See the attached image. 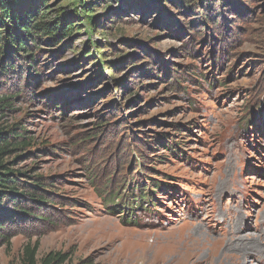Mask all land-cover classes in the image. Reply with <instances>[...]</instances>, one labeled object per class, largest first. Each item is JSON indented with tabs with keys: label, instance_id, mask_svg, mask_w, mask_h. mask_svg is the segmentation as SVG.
I'll return each instance as SVG.
<instances>
[{
	"label": "rangeland",
	"instance_id": "1",
	"mask_svg": "<svg viewBox=\"0 0 264 264\" xmlns=\"http://www.w3.org/2000/svg\"><path fill=\"white\" fill-rule=\"evenodd\" d=\"M140 1L40 3L47 20L72 27L58 45H41L53 53L44 52L37 61L46 66L31 86L45 93L29 101L15 98L0 125L22 124L32 147L9 158L13 168L25 173L23 180L53 179L50 190L62 202L46 210L48 221L30 228L20 217L10 221L16 233L0 244V264H20L24 246L34 242L38 260L60 252L67 256L62 264H264V0H244L247 11L241 15L229 9L236 22L248 20L228 28L227 43L211 40L204 28L176 36L179 21L170 24L159 16L161 8L173 12L175 4H134ZM83 11L93 19L94 31ZM147 53L164 63L155 77L139 74ZM186 65L188 75L204 78L184 77L170 89L162 77ZM23 80L17 79L19 85ZM129 85L133 95L124 91ZM112 101L121 108L109 129L114 135L105 126L109 139L103 136L93 145L91 138L81 146L98 122L97 112L113 107ZM154 132L165 134L164 146L146 150L141 160L134 152L148 139L141 133ZM101 149L106 154L92 163ZM153 154L162 160L155 162ZM143 174L154 186L146 187L142 206L131 200V212L129 203L98 193L97 186L105 184L100 178L111 187L125 176L132 178L137 199L133 183Z\"/></svg>",
	"mask_w": 264,
	"mask_h": 264
},
{
	"label": "trees",
	"instance_id": "2",
	"mask_svg": "<svg viewBox=\"0 0 264 264\" xmlns=\"http://www.w3.org/2000/svg\"><path fill=\"white\" fill-rule=\"evenodd\" d=\"M79 1L81 2L83 0ZM142 1L143 2H135L134 4L137 5L147 2V0ZM167 1L176 5L174 11L169 12L168 10L161 8L162 10L160 11L159 16L162 17L163 20H167L170 24L179 21L176 22V24L179 25L177 32H175L176 36L182 35L181 33L186 29L197 31L196 33L198 34V32L201 31V28H204L211 31V40L217 38L218 42H220V38H222V42L227 43L228 38H230L229 34H232L229 33L228 28L232 27L230 30H233L234 27L238 28V24L247 23L248 20L245 18V21H242L239 16L237 20L241 21L236 22L233 17H229V9L231 7L232 10H235V12L240 15L242 11H247V4H245L244 0ZM40 3H46V0H0V87L2 85L3 89V94H0V117L6 112L12 110V107L14 106L13 100H15V98H18L21 101H29V99L34 97L41 98L40 94L45 92H37L38 90L34 91L31 86L35 82H39L38 77L42 74L40 68L42 66L41 69H44L46 66L42 65L43 60H40L39 64L37 61L43 58L42 55H44V52L53 53L51 49H45L41 47V45H58L60 40L63 39V36L67 35L68 31L71 30L72 23L68 24L66 28H61L58 21L47 20V11L46 9L41 8ZM83 13L85 20L89 22L94 31L93 19L88 17L84 11ZM185 13L190 15L191 18L186 19ZM214 15L216 17H214ZM219 17H221V21H218ZM203 23H206L207 27ZM193 25L195 26L192 27ZM226 31H228V34L225 33ZM196 33L194 34L196 35ZM213 33L216 36L213 35ZM233 36L237 37L238 34H233ZM43 39H46L45 42L41 41ZM223 43H221V46ZM87 44L88 47L92 46L90 42H87ZM212 45H215L216 49H218V43ZM56 51H61V48L57 47ZM214 55L217 59L218 53L214 52ZM220 55L224 54L221 52ZM149 56L150 54H148V57H145V59L141 58V62L144 64L145 61L146 63L139 67L141 70L139 71V74L142 76L149 75L155 77L158 75V69H156V67L162 63L163 69L164 63L156 55L153 61ZM150 61H152L151 65L148 64ZM188 67L189 66L186 65L182 70L179 69V71L176 69L168 70L167 73L164 74V77H162V80L165 84L169 85L170 89H172L177 87L180 83L179 81L184 80V77L192 82H198V79L204 78L202 73L191 72L192 76L188 75ZM106 68H112V66L108 65ZM235 68L236 64L231 71H234ZM37 71L40 72L37 73ZM19 77L24 79L21 85H19V81H17ZM114 81L115 84L117 79H114ZM187 83L191 84L190 82ZM128 87L129 88L124 86V91L128 89L130 95H133L132 88L130 85ZM130 88L131 90H129ZM112 91H115V89L113 88L110 90V92ZM112 103L113 107L110 106L108 109L101 108L97 112L98 122H96L91 129L92 132L85 135V141L81 146H87L90 142L88 140L91 138H93L92 141H95L92 144L95 145V143L101 141L103 136V140L105 141L110 138V133L112 134L111 136L114 135V133L109 132V129L116 125V120L120 116L121 108L117 101H112ZM151 123V120H148L144 122L143 125L148 127ZM105 126L107 127L109 134L106 131H103L105 130L103 129ZM130 130H132L131 127L128 128L127 132L129 133ZM121 132H125L123 131V128L121 129ZM141 134L148 139L143 141L144 143L142 142L138 148L136 147V151L134 150V152H136L138 157L142 160L146 150L151 149L155 151L159 146H164L163 144L165 140H163V136L165 134H157L156 132L153 133L154 135L148 133ZM135 139H138L137 135L135 136ZM77 141H75L72 146H77ZM173 145L179 147L175 141H173ZM30 147H32V138L27 137V132L22 127V124H18V126L17 124H11V126L0 125V244L2 242L8 243L12 234L16 233V229L12 232L10 221L13 222L15 218L20 217L21 223H26V227L30 228L31 226L36 225L39 221H48L49 217L46 210L53 204H59L56 202H62L60 201L61 196L56 195L50 190L55 182L53 179L47 178L45 182L43 177L35 175L28 176V179L23 180L21 177L22 171L20 172L13 168V161L9 160V158L13 157L15 160L18 159L20 154L17 153ZM101 151V155H92V163L102 159L107 152L105 149H101ZM153 156L159 158V160H155V162L162 160V155L153 154ZM148 159L150 161L152 160V158ZM137 165L136 162V169ZM138 167L141 168V164H139ZM136 173L138 174L139 172ZM22 174L25 175V173ZM39 177H41V179ZM140 178L141 177H137L133 183L135 184V187H138L137 199L131 188L132 178H126L125 176L118 181L119 183L117 185L112 184L111 187L107 186V179L100 178L105 184L101 187L98 185L97 190H99L98 193L101 194V196L107 194L104 199L108 197L110 201L113 200V202L121 199V204L125 202L129 203L126 206V209L131 212V206H134V204L136 207L139 205L142 206L143 200L148 196L147 193H145L146 187H151V185L154 186L153 182L149 183L147 181H153L148 174H143V178ZM138 179L141 183L139 186ZM125 187L129 189L125 190ZM117 189H120L121 191L116 193ZM131 200H136L137 203H130ZM148 201H150L149 197ZM36 252L37 243L34 242L31 245L30 243H27L23 248L20 264H62L67 259L66 254L51 251L38 260Z\"/></svg>",
	"mask_w": 264,
	"mask_h": 264
}]
</instances>
